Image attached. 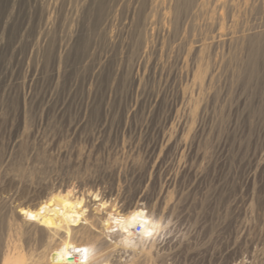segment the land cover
Segmentation results:
<instances>
[{
	"label": "rangeland",
	"instance_id": "374dc122",
	"mask_svg": "<svg viewBox=\"0 0 264 264\" xmlns=\"http://www.w3.org/2000/svg\"><path fill=\"white\" fill-rule=\"evenodd\" d=\"M68 192L160 229L125 243L18 212ZM10 248L264 264V0H0V264Z\"/></svg>",
	"mask_w": 264,
	"mask_h": 264
},
{
	"label": "bare ground",
	"instance_id": "6f19581e",
	"mask_svg": "<svg viewBox=\"0 0 264 264\" xmlns=\"http://www.w3.org/2000/svg\"><path fill=\"white\" fill-rule=\"evenodd\" d=\"M93 195L94 198L89 199V203H92V206L97 204L98 207H101V209L104 210V215L102 214L103 216L98 217L97 219L93 211L89 209V204L87 203V199L84 198V195H71L70 192L66 195L59 194L56 198L49 196L45 206L42 207L40 204H35V207L33 208L20 205L18 207V212L30 216H39L44 213L47 214L46 220L48 221L51 217L56 215L57 218L50 221L57 229L58 227L61 228L63 224L66 223L67 219L76 217L78 221L82 219L83 222H85L82 223V225L85 224L84 227L91 228L95 226L105 236H112L114 234V229L117 230L116 232L122 236L125 243H131L135 239L136 232L134 227L137 224L143 225V231L141 234L144 235V237H153L155 236L156 230L160 229L158 228L159 220L156 221L151 218V214L145 210V207L136 206L133 210L128 212L126 211L127 213H121L116 209L110 210L109 207L112 206L107 200L100 199L99 194L94 193ZM106 233H109L110 235ZM12 251L13 250L10 248L9 252L5 253L3 264H25L22 257L20 255L16 256L15 254H12ZM60 255L61 254H58L57 258L53 255L51 264H64L62 259H60Z\"/></svg>",
	"mask_w": 264,
	"mask_h": 264
},
{
	"label": "built area",
	"instance_id": "2783aa9c",
	"mask_svg": "<svg viewBox=\"0 0 264 264\" xmlns=\"http://www.w3.org/2000/svg\"><path fill=\"white\" fill-rule=\"evenodd\" d=\"M142 231H143V225L138 224V225L136 226V228H135V232H136V234H139V233H141Z\"/></svg>",
	"mask_w": 264,
	"mask_h": 264
}]
</instances>
